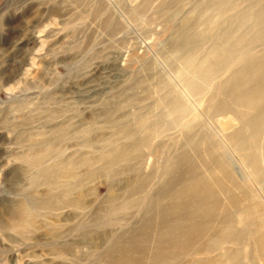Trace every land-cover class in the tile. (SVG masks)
<instances>
[{
	"label": "rangeland",
	"instance_id": "obj_1",
	"mask_svg": "<svg viewBox=\"0 0 264 264\" xmlns=\"http://www.w3.org/2000/svg\"><path fill=\"white\" fill-rule=\"evenodd\" d=\"M251 2L0 0V264H112L124 250L120 243L138 234L149 238L133 245L136 251L144 247L135 261L151 264L154 230L133 231L155 210L153 193L170 185L164 172L180 175L190 167L208 176L210 164L200 160L205 139L226 159L237 183H246L264 220V170L249 176L225 142L221 123L231 115L204 111L218 81L246 61L249 50L264 52V33L259 42L244 44L232 68L209 82L202 84L185 64L188 57L199 64L216 45L227 48L223 34H244L239 17L260 9L259 0ZM187 80L203 87L201 95L184 89ZM176 100L185 102L183 116L168 117L165 103ZM235 122L230 120L232 127ZM187 124L194 132L188 139L196 144L181 143ZM127 138L146 143L112 160L115 150L130 146ZM182 153L189 158L174 169ZM143 178V188L135 190ZM199 243L173 264L201 259ZM237 249L236 264H264V254L252 245L227 252ZM219 253L213 259L232 264Z\"/></svg>",
	"mask_w": 264,
	"mask_h": 264
},
{
	"label": "bare ground",
	"instance_id": "obj_2",
	"mask_svg": "<svg viewBox=\"0 0 264 264\" xmlns=\"http://www.w3.org/2000/svg\"><path fill=\"white\" fill-rule=\"evenodd\" d=\"M250 3H252L251 0ZM254 3H252V5ZM256 5H258L260 9L255 12L250 10V12L252 11L251 13L246 12L239 17L240 28L247 27L244 34H241L237 38H234L229 34L222 35L221 41L229 43V46L227 48L224 49V47H220L217 45L214 46L209 55L199 61V64L193 63V59L191 57H188L186 59L185 64L187 65L189 71L198 76L200 78V81H202V84L206 83L207 81L209 82V80L217 78V75H220L219 72L223 70L225 71L227 69L226 67H228L229 65H234L232 63L235 61V59L242 53H245L242 50V48H244V44L257 43L260 41V36L262 35V33H264V0H259ZM219 7H221V5ZM249 51V58L246 61L243 60V62L239 63L238 68L231 70L224 80L218 81V91L214 92L215 94H217V96H214L215 94L213 93L208 105H205L206 103L204 101L203 102L206 106L204 111L208 114H215V116L221 117H224L223 115L226 114L232 116V119L230 118L229 121L226 120L221 123L225 127V134H223L225 137L224 140L233 148V152L238 155L240 162L239 164L244 167L248 175L253 178H257L262 174L261 172L264 170L262 169L264 168V52L255 54V52H252L251 50ZM193 81L187 80L185 81V84L182 82V85H185L184 89H187L189 92H191L192 96L193 94H199L201 92L200 89L203 88L201 86V88L196 86ZM165 89L167 90L166 87ZM208 99L210 98L208 97ZM181 101L176 100L171 102L170 104L168 102V104L165 103L166 105L164 107L168 112V117L173 114L175 115L176 113H178V118L183 116L184 108L182 109V103L185 102H183L184 100L182 102ZM186 116L187 115H185V117ZM175 120L172 122H175ZM230 120L236 121L235 123H238L237 127H232ZM172 122L171 125L178 123ZM156 124L158 126V120ZM160 125L161 124H159V126ZM198 126L200 125L198 124ZM181 128L182 132L184 131V142L181 143L187 144L189 142L195 141L190 140V138L188 139V134L192 133L190 132L188 124L185 127L182 126ZM129 131L122 130L121 133L126 136H131L132 134ZM128 140L131 141L130 146H126L125 148L120 150L118 149V151L115 150L114 154H112V152V160H114V158L122 159L131 150L137 153L140 147L144 145L146 139L139 142L131 139ZM205 142L208 148H206L204 151L202 150L201 154L203 155L200 156V160L203 165L210 164V168L207 165L210 169H208V176H206L207 174L205 176L198 174L196 170L190 169V167H187L188 169H185L186 171L180 175H178L176 171L164 172V175H162L163 180L167 183L169 182L170 185L167 184L166 186L159 188L155 193H153L154 195L152 196H154L155 198L151 200L152 204L155 205V210L149 213L147 217H144L146 222H144L143 227L133 231L135 232L134 234H136L138 230L140 232H146L147 230L152 229L154 230L152 240L154 246L153 249L155 250H153L150 255L147 253V256L150 258L148 259L152 261L151 264H165L164 261L166 260H172V263L169 264H173L174 260L177 261L182 258V256L186 257V254H189L190 250L194 248V245H196L197 242H200V245L198 244L200 247L197 249L196 253L202 255L201 259L199 258L195 262H187V264H192V262L193 264H221L220 260L216 258L213 259L214 257H216L213 255V253L217 251L220 252L219 254H221V257L224 258L226 262L236 264L240 256V254H237L239 253L238 249L236 250L237 252L234 251L235 253L233 254L228 253L227 249H233V247L239 248L240 246L242 247L246 244H250L255 247L259 256L261 255L262 257V255L264 254V234L262 235L264 229V220L263 214H261L263 212H260V207L257 208V203H254V197L248 193V187L246 183L238 184L236 179H234V176L232 175L233 171H231V167L227 163L226 159L223 156L219 155V153H217L218 151L216 150V148L211 149L213 147L211 141L205 139ZM194 143L195 142H192V144ZM164 146L165 145H163V147ZM159 148H162V146L160 147V144ZM192 155L190 156L192 157ZM174 156L176 155L174 154ZM187 158H189L187 154H179L175 157V160L172 162L171 167L177 169V167L185 162ZM115 162L118 163L117 161ZM193 163L191 164L193 165ZM205 173L203 172V174ZM158 178L159 180L162 179V177ZM145 180L146 179L143 178L136 181V183L134 184V189L138 191L139 189L143 188L142 186ZM158 184H160V182ZM230 188L235 189V191L237 190L239 193L230 194ZM224 193L227 194L225 195L226 197H224V199H226V202L223 201L225 203L221 201L223 197H220ZM254 195L256 194L254 193ZM230 209H232L233 211H231ZM232 212L234 214H232ZM142 236L140 237L138 234L132 237V239H130L128 242L126 241V243L121 242L120 246L124 247V250L122 253L117 255L118 257L115 260L116 262H112V264H126L127 261H129V263L131 264H139L136 261H138L137 259H139V257H142L141 253H144V247L141 249V251H136L135 248L133 249L132 247L134 244L138 247L140 246V244L143 245L147 243L148 240L146 239L149 238V236L146 235V237L144 238ZM193 250H196V248Z\"/></svg>",
	"mask_w": 264,
	"mask_h": 264
}]
</instances>
